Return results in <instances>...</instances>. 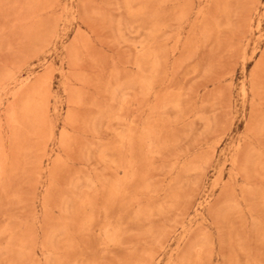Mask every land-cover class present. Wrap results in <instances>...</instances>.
I'll list each match as a JSON object with an SVG mask.
<instances>
[{"label": "rangeland", "instance_id": "rangeland-1", "mask_svg": "<svg viewBox=\"0 0 264 264\" xmlns=\"http://www.w3.org/2000/svg\"><path fill=\"white\" fill-rule=\"evenodd\" d=\"M0 176V264H264V0H0Z\"/></svg>", "mask_w": 264, "mask_h": 264}, {"label": "bare ground", "instance_id": "bare-ground-1", "mask_svg": "<svg viewBox=\"0 0 264 264\" xmlns=\"http://www.w3.org/2000/svg\"><path fill=\"white\" fill-rule=\"evenodd\" d=\"M39 94V93H38ZM16 111V110H15ZM22 115V114H21ZM15 116V115H14ZM13 116V119L15 120V117ZM14 120H13V122H14ZM129 134V133H128ZM6 157V156H5ZM7 158V157H6ZM1 177V176H0ZM128 180V179H127Z\"/></svg>", "mask_w": 264, "mask_h": 264}]
</instances>
